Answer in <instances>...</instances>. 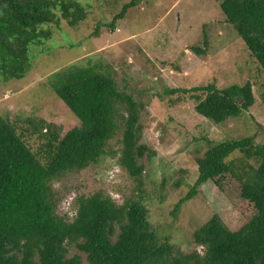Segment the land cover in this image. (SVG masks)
Segmentation results:
<instances>
[{"label": "trees", "instance_id": "trees-1", "mask_svg": "<svg viewBox=\"0 0 264 264\" xmlns=\"http://www.w3.org/2000/svg\"><path fill=\"white\" fill-rule=\"evenodd\" d=\"M134 2L125 4L112 21L123 18ZM220 8L264 70V0H223ZM85 18V7L77 0H0V80H20L27 75L33 62L30 48L52 37L51 26L60 27L62 22L76 26ZM193 50L206 53L199 47ZM101 66L89 59L51 78L50 87L80 124L64 134L49 128L43 133V126L29 120L31 133L46 137L39 149L45 154L44 162L25 140L29 130L20 132L0 113V264H83L79 255L68 256L72 244L86 254L89 264H264V147L256 145L253 136L208 141L204 155L196 158L198 178L175 205L174 215L209 180L220 190L225 189L228 175L240 183V198L253 205V215L234 231L213 215L194 230L189 242L201 246L203 252H183L169 238L161 240L140 199L117 204L104 191H97L76 198L72 217L57 213L53 181L97 163L107 153L118 130V106L126 112L119 165L140 181L145 171L141 159L156 154L140 143V103L119 90ZM169 92L189 93L196 101V111L216 124L241 116L254 104L250 81ZM235 151L254 158L257 167L249 164L239 174L234 162L227 161Z\"/></svg>", "mask_w": 264, "mask_h": 264}, {"label": "rangeland", "instance_id": "rangeland-1", "mask_svg": "<svg viewBox=\"0 0 264 264\" xmlns=\"http://www.w3.org/2000/svg\"><path fill=\"white\" fill-rule=\"evenodd\" d=\"M77 1L85 7L86 18L76 26L65 22L51 26L52 37L30 48L33 62L27 75L20 80H0V113L20 132L29 130L25 140L44 162L45 154L39 149L46 137L31 133L29 120L43 126V133L49 128L64 134L80 124L50 87L51 78L66 67L87 64L89 59L92 64L101 63L119 90L140 103V143L156 154L141 159L145 171L140 181L119 165L126 112L118 106V130L107 153L97 163L53 181L57 213L68 215L69 202L74 208L78 196L97 191H104L117 204L128 198L140 199L161 240L169 238L176 250L203 252L201 246L189 242L194 230L213 215L233 231L253 215V205L240 198V183L228 175L225 189L220 190L209 180L174 215L175 205L198 178L196 158L204 155L208 141L253 136L254 143L264 147V70L226 21L220 8L223 0ZM131 1L134 5L125 16L113 22ZM193 47L206 53L197 54ZM246 81L252 83L254 104L241 116L220 124L199 114L189 93L169 92L209 83L223 88ZM227 161L234 162L239 174H244L249 164L258 165L240 151ZM73 255L89 264L86 254L74 244L68 246V256Z\"/></svg>", "mask_w": 264, "mask_h": 264}, {"label": "built area", "instance_id": "built-area-1", "mask_svg": "<svg viewBox=\"0 0 264 264\" xmlns=\"http://www.w3.org/2000/svg\"><path fill=\"white\" fill-rule=\"evenodd\" d=\"M119 198H120V197H119ZM69 205H70V202H69V204L67 205V206H68V210H69L68 215H69L70 217H72L73 214H74V212H73V210L71 209V206H69Z\"/></svg>", "mask_w": 264, "mask_h": 264}, {"label": "clouds", "instance_id": "clouds-1", "mask_svg": "<svg viewBox=\"0 0 264 264\" xmlns=\"http://www.w3.org/2000/svg\"><path fill=\"white\" fill-rule=\"evenodd\" d=\"M113 199V198H112ZM114 200V199H113ZM116 202V201H115ZM200 250V249H199Z\"/></svg>", "mask_w": 264, "mask_h": 264}]
</instances>
